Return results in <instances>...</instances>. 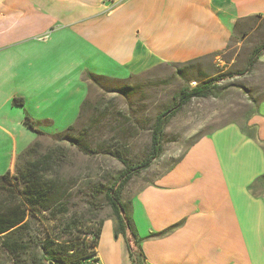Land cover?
I'll use <instances>...</instances> for the list:
<instances>
[{"label":"crops","instance_id":"1","mask_svg":"<svg viewBox=\"0 0 264 264\" xmlns=\"http://www.w3.org/2000/svg\"><path fill=\"white\" fill-rule=\"evenodd\" d=\"M254 17L264 18V0H0V177L13 173L19 156L41 139L26 117L42 131L53 124L52 100L61 106L79 90L77 122L85 76L101 75L84 68L83 53H68L72 35L81 51L106 57L112 72L102 77L124 81L159 64L224 52L236 28ZM257 62L264 63V52ZM69 64L73 70L82 65L75 77ZM190 153L202 156L200 175L168 173L129 206L135 227L143 202L150 232L137 234L145 263L264 264V100L247 123L206 135L184 159ZM114 227L113 219L105 221L98 264H132Z\"/></svg>","mask_w":264,"mask_h":264},{"label":"rangeland","instance_id":"2","mask_svg":"<svg viewBox=\"0 0 264 264\" xmlns=\"http://www.w3.org/2000/svg\"><path fill=\"white\" fill-rule=\"evenodd\" d=\"M72 38L68 53L72 50L83 53L84 68L91 67L101 73L100 79L92 82L85 76L87 94L84 92L83 99L88 102L89 108L81 110L75 123V108L80 105L82 96L80 91L73 93L72 98L62 100L61 106L52 100L53 107L48 116L53 124H43L41 128L44 136L38 143L41 146L40 154L56 146L66 149L63 174L73 185L71 212L77 211L86 217L90 204L95 203L90 198L94 189L106 191L112 180L124 170L117 155L132 165L140 163L149 155L156 120L173 106L175 96L182 89L216 80L219 84V89L211 97L191 101L169 120L161 158L149 170L135 176L123 192V201L127 206L131 205L135 195L143 188L154 185L168 173L175 172V176L180 173L192 177L200 175L204 170L200 159L202 156L196 160L190 153L184 159L189 149L206 135L227 125H244L264 100V63L257 62L249 69L254 50L264 46L262 17L250 18L237 27L231 44L224 52L186 63L159 64L124 81L102 77L112 72L106 57L98 59L86 48L81 51L79 41H75L76 36L72 35ZM70 66H73L69 64L68 68L73 74L71 77H75L82 68L81 64L75 70ZM19 69L22 72L25 66L20 64ZM121 90L126 93H119ZM60 136L84 137L95 154L84 155ZM32 137L37 139L36 135ZM181 158L184 160L180 161ZM96 202L103 205L100 197ZM142 204L140 201L137 205L133 218L137 233L144 235L149 231L145 230L149 224L140 209ZM103 207L99 212L92 210L97 221H107L112 217L111 209L106 205ZM58 220H50L44 226L34 223L29 236L31 248L23 256L26 264L31 263L32 254L42 255V251L34 244L39 243L40 238L44 239L49 231L57 234L62 219ZM109 228H112V223L106 224L105 229ZM109 233L106 231V235ZM0 264H13V260L1 248Z\"/></svg>","mask_w":264,"mask_h":264},{"label":"trees","instance_id":"3","mask_svg":"<svg viewBox=\"0 0 264 264\" xmlns=\"http://www.w3.org/2000/svg\"><path fill=\"white\" fill-rule=\"evenodd\" d=\"M254 51L249 69L264 52V46ZM98 77L92 74L86 76L87 80L92 82H97L100 79ZM218 89L217 80L199 83L194 88L188 86L182 89L175 96L173 106L158 116L152 129L149 155L135 165L120 155L116 156L124 170L112 180L106 191L94 189L90 198L95 203L90 204L87 212L89 218L77 211L71 212L73 185L63 174L66 149L56 146L40 154V144L34 143L19 156L15 166L16 172L9 171L0 177V248L13 260V264H26L23 256L31 248L29 236L34 223L38 222L44 226L50 220L62 219L57 234L49 231L44 239L40 238L39 243L34 244L42 251V255L32 254L30 264H97L96 249L106 220L97 221V216L92 210L102 211L106 205L112 211L111 219L115 223L114 236L124 237L132 264H146L141 239L128 213L129 206L123 201V192L135 176L149 170L161 158L165 129L169 120L191 101L211 97ZM119 93L126 92L121 90ZM21 102L14 100L15 105H20ZM88 105L85 101L81 110L89 108ZM25 125L36 134L44 136L28 116ZM60 137L69 141L86 156L95 154V150L88 145L84 137ZM99 197L103 199L102 206L96 202ZM173 230L174 227L159 236L167 235Z\"/></svg>","mask_w":264,"mask_h":264},{"label":"water","instance_id":"4","mask_svg":"<svg viewBox=\"0 0 264 264\" xmlns=\"http://www.w3.org/2000/svg\"><path fill=\"white\" fill-rule=\"evenodd\" d=\"M50 264H53V263H50Z\"/></svg>","mask_w":264,"mask_h":264}]
</instances>
